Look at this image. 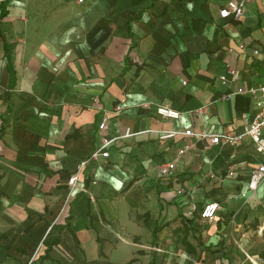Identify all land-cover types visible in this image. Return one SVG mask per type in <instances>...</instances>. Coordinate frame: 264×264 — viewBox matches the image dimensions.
Listing matches in <instances>:
<instances>
[{
  "label": "crops",
  "instance_id": "crops-1",
  "mask_svg": "<svg viewBox=\"0 0 264 264\" xmlns=\"http://www.w3.org/2000/svg\"><path fill=\"white\" fill-rule=\"evenodd\" d=\"M227 1L0 0V264H264L227 247L264 222V193L241 196L264 160L251 142L159 138L239 133L254 112L233 93L264 84L263 8L221 19ZM227 66L239 79L221 85ZM102 139L107 157L80 166ZM209 202L216 219L197 220Z\"/></svg>",
  "mask_w": 264,
  "mask_h": 264
},
{
  "label": "built area",
  "instance_id": "built-area-1",
  "mask_svg": "<svg viewBox=\"0 0 264 264\" xmlns=\"http://www.w3.org/2000/svg\"><path fill=\"white\" fill-rule=\"evenodd\" d=\"M253 0H229L223 7L219 9V17L221 19H239L245 11L246 6ZM263 8L264 16V0H259ZM254 54H257L254 51ZM264 64V61H262ZM239 79V72L231 67L227 66L225 74L219 78L221 85H226L229 82H235ZM247 93L252 96L254 100V112L251 116H246L242 129L239 133L224 132L220 134H209L205 132H193L190 129H186L181 132L166 131L160 133L159 138L172 139L177 135L193 137L196 140H208L211 145H227L233 146L240 144L244 138H247L254 146L256 153L264 158V84L257 88H250L245 90L243 88H237L233 94ZM121 110L120 106L114 108V112L118 113ZM155 113L164 119L177 120L180 117V112L176 111L168 106H158ZM109 117L102 115L100 122L98 123V130H105L107 127ZM129 134L128 131L125 132ZM115 139H102L101 144L97 147L91 155L83 161L80 166L85 165L89 161H96L100 157H107V147ZM191 148V145L184 144L177 150L176 158H180ZM175 163L173 161L167 162L159 169L160 177H167L174 170ZM226 176L228 178H234L236 173L234 169H229ZM78 175L74 173L68 180L69 190L64 198V206H67L71 200L73 191L76 188ZM264 183V160L259 162L254 168H252L248 175V181L245 186V191L241 192L243 198H247L252 195L258 187ZM219 211V205L216 202H209L202 206L199 211V217L205 222H211L216 219L217 212Z\"/></svg>",
  "mask_w": 264,
  "mask_h": 264
},
{
  "label": "rangeland",
  "instance_id": "rangeland-1",
  "mask_svg": "<svg viewBox=\"0 0 264 264\" xmlns=\"http://www.w3.org/2000/svg\"><path fill=\"white\" fill-rule=\"evenodd\" d=\"M262 193H264V183H262L258 187L257 191L254 193V196L256 197L258 195H261ZM247 205H248V202H247ZM263 206H264V204H263ZM196 219L201 221V219L198 216H196ZM247 226L248 227L245 229V232L248 231L250 233L249 236L246 237V239H248L247 242L243 243L241 245L240 244L235 245V244L231 243V244H228L227 247H231L233 250L236 249L238 252V255H245V253H247L249 255H264V250L261 248L259 241H258V239H261L264 236V222L261 225L262 229H261L260 233L257 232L259 230V228L257 227L258 223L249 224ZM217 246L219 247L218 248L219 251L225 249V246H223V241L218 243ZM208 248L205 247L206 250ZM231 252H232V250L227 251L226 253H224V255H232Z\"/></svg>",
  "mask_w": 264,
  "mask_h": 264
},
{
  "label": "trees",
  "instance_id": "trees-1",
  "mask_svg": "<svg viewBox=\"0 0 264 264\" xmlns=\"http://www.w3.org/2000/svg\"><path fill=\"white\" fill-rule=\"evenodd\" d=\"M186 238H187V234L186 232L184 233V230H183V238L181 240V243L185 246V250H187V252L189 253H193L194 249L193 247L186 241ZM57 242V239H54L52 241V243H48V245H52V244H55ZM76 245H78V243L75 241ZM132 262H134L133 260L129 262V264H131Z\"/></svg>",
  "mask_w": 264,
  "mask_h": 264
}]
</instances>
